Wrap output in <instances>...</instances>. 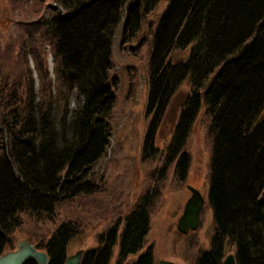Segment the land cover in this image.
<instances>
[{"label":"trees","instance_id":"16d2710c","mask_svg":"<svg viewBox=\"0 0 264 264\" xmlns=\"http://www.w3.org/2000/svg\"><path fill=\"white\" fill-rule=\"evenodd\" d=\"M52 1L58 7L29 33L32 42L50 43L59 105L51 98L52 88L41 98L31 89L24 99L8 87L9 76L0 75V257L15 248L13 235L23 213L52 220L61 203L98 193L92 171L111 144L116 103L117 81L109 76L114 36L124 19L122 42H130L144 15L161 0ZM176 51H185L186 58L174 61ZM30 53L44 81L39 57ZM185 82L191 90L164 169L176 162V173L185 180L190 167L185 147L204 109L213 141L209 204L214 232L210 248L195 264H223L228 248L235 249L237 264H264V0L169 1L150 58L147 114L153 115L145 158ZM158 191L141 198L123 227L118 220L101 233L82 264H110L117 244L116 264L143 250ZM80 233L78 223L65 221L48 239L33 243L48 253L49 264H64ZM133 264H157L153 247Z\"/></svg>","mask_w":264,"mask_h":264},{"label":"rangeland","instance_id":"374dc122","mask_svg":"<svg viewBox=\"0 0 264 264\" xmlns=\"http://www.w3.org/2000/svg\"><path fill=\"white\" fill-rule=\"evenodd\" d=\"M168 5L169 1L161 0L154 11L146 13L140 30L130 42H122L124 19L116 30L112 49L113 65L109 73L110 79L116 78L117 81L116 103L110 120L111 144L92 171L93 180L100 185L98 193L80 195L61 203L52 220L23 213V224L13 235L15 248L23 239L34 243L48 239L65 221L78 223L81 230L70 245V254L80 249L97 247L101 233L108 231L118 220H121L123 227L126 216L141 198L146 194H155L156 190L160 192L152 208L151 228L145 248L131 255L126 264H133L150 246L153 247L157 263L167 259L180 264H195L198 255L210 248L214 232L213 210L209 204L213 141L209 135L211 118L204 109L185 147L190 157L185 180L179 179L176 162L164 169L165 152L172 141L183 101L191 90L189 82H185L172 99L155 133L154 146L148 152L151 156L144 157L145 139L153 115L147 114L153 39ZM55 7L58 5L52 0L42 4L36 0H0V75L9 76L8 87L17 88L24 99L31 89L41 98L45 91L52 88L51 98H55V103L59 101L55 94L57 86L50 43L39 39L32 42L29 33L33 32L37 23L49 17ZM32 50L43 66V75L47 74L44 81L30 53ZM185 58V51L173 54L174 61ZM44 83L48 85L42 90ZM188 185L201 191L206 204L201 214L200 228L189 235H181L178 219L191 196ZM234 250L228 248L229 254L234 253ZM118 253L117 244L110 264H116Z\"/></svg>","mask_w":264,"mask_h":264},{"label":"water","instance_id":"95a60500","mask_svg":"<svg viewBox=\"0 0 264 264\" xmlns=\"http://www.w3.org/2000/svg\"><path fill=\"white\" fill-rule=\"evenodd\" d=\"M187 189L191 192V196L185 204L182 216L178 219V231L181 235H188L199 229L201 213L206 204L205 198L200 190L191 185H188ZM84 254L85 250L80 249L70 255L64 264H82ZM30 259L34 260L37 264L50 263V257L46 251L39 250L29 240H20L14 250L6 252L0 257V264H25ZM158 264L180 263L163 259ZM223 264H237L235 255L230 254L227 256Z\"/></svg>","mask_w":264,"mask_h":264},{"label":"bare ground","instance_id":"6f19581e","mask_svg":"<svg viewBox=\"0 0 264 264\" xmlns=\"http://www.w3.org/2000/svg\"><path fill=\"white\" fill-rule=\"evenodd\" d=\"M170 1V0H169ZM149 126H150V124H149Z\"/></svg>","mask_w":264,"mask_h":264}]
</instances>
